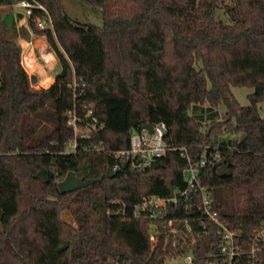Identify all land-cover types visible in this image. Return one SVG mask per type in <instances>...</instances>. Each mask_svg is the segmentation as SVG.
Listing matches in <instances>:
<instances>
[{"label": "trees", "instance_id": "obj_1", "mask_svg": "<svg viewBox=\"0 0 264 264\" xmlns=\"http://www.w3.org/2000/svg\"><path fill=\"white\" fill-rule=\"evenodd\" d=\"M28 1L46 10L29 24L60 72L49 88H32L20 43L30 32L0 14V264H169L191 250V264H208L214 224L192 222L186 236L184 224L168 226L184 212L135 215L144 198L187 188L186 157L171 151L110 177L113 152L161 122L169 146L206 160L200 183L239 234L246 264L264 221V0H80L102 9V27L73 20L59 0ZM46 17L52 25L40 29ZM232 87L254 89L249 106L229 98ZM70 173L95 182L62 194Z\"/></svg>", "mask_w": 264, "mask_h": 264}, {"label": "built area", "instance_id": "obj_2", "mask_svg": "<svg viewBox=\"0 0 264 264\" xmlns=\"http://www.w3.org/2000/svg\"><path fill=\"white\" fill-rule=\"evenodd\" d=\"M11 8L17 16H21L22 19L28 21L33 17L35 10L46 11L42 5L28 0L17 2ZM36 23L40 29H47L52 25L50 17L37 18ZM72 123L75 124V121H72ZM152 127V133L145 128L140 132L134 133L129 149L113 152L117 163L111 171L116 172L125 163L128 165L132 164L135 168H147L158 159L166 156L168 152L179 151L181 156L186 157L188 161L187 166L183 170V178L187 188L178 190L173 196L167 198L159 196L144 198L141 204L135 208L136 217L140 218L145 215L149 219L155 220L171 209L176 212H184L187 215L186 218L170 220L168 226L171 227L175 223L184 224L187 230L184 233L186 236L194 235L191 227L192 222L204 227L208 224H214L218 229L219 240L217 252L209 257L212 260L208 264H240L244 253L240 245L239 234L229 228L215 207V200L210 189L200 183V174L203 167L207 164L206 160L201 159L198 162H194L187 148L169 146L167 143L169 129L165 123H157L152 125ZM172 231L177 232L175 228ZM151 240L153 243L155 242L154 236H151ZM195 243L196 241L193 238L192 245H195ZM245 255H247L246 264H264V221L261 224L260 231L252 239ZM194 259L195 256L193 250H191L185 254L182 260L185 264H191Z\"/></svg>", "mask_w": 264, "mask_h": 264}, {"label": "rangeland", "instance_id": "obj_3", "mask_svg": "<svg viewBox=\"0 0 264 264\" xmlns=\"http://www.w3.org/2000/svg\"><path fill=\"white\" fill-rule=\"evenodd\" d=\"M62 5L64 6L66 12L68 13V15L75 21L79 22V23H83V24H93L99 27H102L104 24V17H103V11L101 8L96 7V6H92V5H88L86 3H83L80 0H59ZM14 11H12L11 8H5V9H0V14L4 15V16H12L15 17ZM220 17H223V12H220ZM35 34V33H34ZM31 40V39H30ZM26 45V44H25ZM50 45V44H49ZM23 47V46H22ZM51 47V46H50ZM52 49V48H51ZM38 52V51H37ZM53 52V50H52ZM50 55L51 58V54L49 52H47ZM54 58L56 60V62L58 63V59L56 57V55L54 54ZM39 56V54H38ZM40 57V56H39ZM33 58L34 55L31 53L27 56V61H29V65L30 67L34 68L36 67V62L33 63ZM40 57V62L46 67V69L49 68V62L43 60V58ZM36 60V58H34V61ZM37 61V60H36ZM32 62V63H31ZM58 66L60 67L59 63ZM58 66L55 65V71L54 68L52 71H54V73H56L58 71ZM31 78V76H30ZM32 88L34 89H41L42 88V84L38 81H35L34 83H31ZM254 92V89L249 88V87H232L230 89V94L228 95L230 99H233V97L238 101V103L240 104V106L245 107V106H249L250 105V100H249V96ZM220 110L222 112H224L225 108L224 105L221 106ZM260 113L262 115V117H264V104H262L260 106ZM68 150H72V147H69ZM152 236H154L155 238V242L153 243L155 245L156 241H157V230L154 227H152ZM153 242V241H152ZM169 264H182L183 260H172V261H167Z\"/></svg>", "mask_w": 264, "mask_h": 264}, {"label": "crops", "instance_id": "obj_4", "mask_svg": "<svg viewBox=\"0 0 264 264\" xmlns=\"http://www.w3.org/2000/svg\"><path fill=\"white\" fill-rule=\"evenodd\" d=\"M5 8H11V6L0 7V9H5ZM14 15H15V17H12V16H7V17L9 20H11V19L17 20L18 19V25L26 27L29 30L30 36H31L30 37L31 40H29V41L24 40V39H22L20 41L21 45L23 46V65H24L25 69L27 70V72L29 73V75L31 77L35 76L36 81H38L42 84V88H49L53 84L56 75L59 74L60 67L58 66V63L56 62V60L54 58V55H53L52 49L49 45L48 39L45 36H38V35L34 34V32L30 28L28 20L20 18L15 13H14ZM47 52H49L51 54V58ZM31 53L34 55V58H36V60H37V61L36 60L34 61V58L32 60L33 63L36 62V64H37L36 67H34V68L30 67V65L28 64L29 61H27V56ZM38 54L40 57L43 58V60L49 62L48 63L49 68L48 69H46V67L40 62V57L38 56ZM55 65H57L59 68L56 73H54ZM53 68H54V71H52Z\"/></svg>", "mask_w": 264, "mask_h": 264}, {"label": "water", "instance_id": "obj_5", "mask_svg": "<svg viewBox=\"0 0 264 264\" xmlns=\"http://www.w3.org/2000/svg\"><path fill=\"white\" fill-rule=\"evenodd\" d=\"M36 81V77H31V83ZM145 129L149 130L151 133L153 132V127L150 124L145 125ZM243 138V137H242ZM226 162L225 159L220 160L218 165H222ZM127 163L123 165L124 168L127 167ZM117 175L116 172L111 171L110 177H115ZM95 181H84L83 179H79L74 173L68 174V176L58 184L59 190L62 194L73 193L78 190L84 189L92 185ZM62 221L67 225H73L75 223L74 217L70 211L64 210L62 213Z\"/></svg>", "mask_w": 264, "mask_h": 264}]
</instances>
